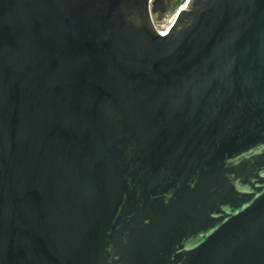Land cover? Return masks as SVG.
<instances>
[{
    "label": "water",
    "instance_id": "obj_1",
    "mask_svg": "<svg viewBox=\"0 0 264 264\" xmlns=\"http://www.w3.org/2000/svg\"><path fill=\"white\" fill-rule=\"evenodd\" d=\"M0 0V264H264V0Z\"/></svg>",
    "mask_w": 264,
    "mask_h": 264
},
{
    "label": "rangeland",
    "instance_id": "obj_2",
    "mask_svg": "<svg viewBox=\"0 0 264 264\" xmlns=\"http://www.w3.org/2000/svg\"><path fill=\"white\" fill-rule=\"evenodd\" d=\"M171 6L170 5L169 7H167L164 12H159L157 11L155 13V15H153V19H154V22H155V25L158 27V28H163L165 26L168 25V21H170V19L173 17V11L174 9L172 10L171 9Z\"/></svg>",
    "mask_w": 264,
    "mask_h": 264
},
{
    "label": "built area",
    "instance_id": "obj_3",
    "mask_svg": "<svg viewBox=\"0 0 264 264\" xmlns=\"http://www.w3.org/2000/svg\"><path fill=\"white\" fill-rule=\"evenodd\" d=\"M151 1L152 0H149V5L151 4ZM188 0H183V2L181 3V4H179L175 9H174V11H173V17L170 19V21H168V26H166L167 28L166 29H164L163 30V28H158L156 25V29H157V31L159 32V33H166L167 32V29L169 28V26L171 25V23L173 22V20H174V18H175V16H176V14H177V12L180 10V9H183L185 6H184V4L187 2ZM153 15H155V14H153ZM152 19H153V16H152ZM153 22H154V19H153ZM170 22V23H169ZM154 24H155V22H154Z\"/></svg>",
    "mask_w": 264,
    "mask_h": 264
},
{
    "label": "trees",
    "instance_id": "obj_4",
    "mask_svg": "<svg viewBox=\"0 0 264 264\" xmlns=\"http://www.w3.org/2000/svg\"><path fill=\"white\" fill-rule=\"evenodd\" d=\"M183 2V0H172V3H171V9H175L179 4H181Z\"/></svg>",
    "mask_w": 264,
    "mask_h": 264
},
{
    "label": "flooded vegetation",
    "instance_id": "obj_5",
    "mask_svg": "<svg viewBox=\"0 0 264 264\" xmlns=\"http://www.w3.org/2000/svg\"><path fill=\"white\" fill-rule=\"evenodd\" d=\"M171 3H172V0H164V7H165V9L167 8V7H169L170 5H171Z\"/></svg>",
    "mask_w": 264,
    "mask_h": 264
},
{
    "label": "bare ground",
    "instance_id": "obj_6",
    "mask_svg": "<svg viewBox=\"0 0 264 264\" xmlns=\"http://www.w3.org/2000/svg\"><path fill=\"white\" fill-rule=\"evenodd\" d=\"M169 23H170V22H169ZM167 26H168V25H167ZM166 28H167V27L165 26V27L163 28V30L166 29Z\"/></svg>",
    "mask_w": 264,
    "mask_h": 264
}]
</instances>
